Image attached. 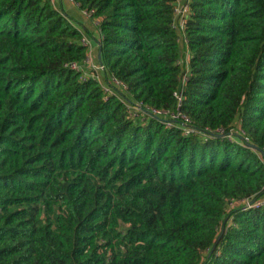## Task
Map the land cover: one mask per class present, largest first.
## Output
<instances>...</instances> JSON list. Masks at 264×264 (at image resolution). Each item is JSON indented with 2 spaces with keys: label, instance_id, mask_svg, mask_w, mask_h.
Instances as JSON below:
<instances>
[{
  "label": "trees",
  "instance_id": "1",
  "mask_svg": "<svg viewBox=\"0 0 264 264\" xmlns=\"http://www.w3.org/2000/svg\"><path fill=\"white\" fill-rule=\"evenodd\" d=\"M74 2L125 90L51 0H0V264H264V0H189L186 50L175 0Z\"/></svg>",
  "mask_w": 264,
  "mask_h": 264
},
{
  "label": "built area",
  "instance_id": "2",
  "mask_svg": "<svg viewBox=\"0 0 264 264\" xmlns=\"http://www.w3.org/2000/svg\"><path fill=\"white\" fill-rule=\"evenodd\" d=\"M52 2H54V0H51ZM71 3H74L76 5V3L74 2V0H69ZM85 15L91 19V14L84 12ZM190 15V6H189V0L186 1L185 3L182 2L181 0H175V17H174V24L173 27L174 29L179 33L180 35V43L181 42H185L184 39V34H185V28H186V23L187 20L189 18ZM98 25V23H97ZM186 43V42H185ZM83 44L85 46H88V48H91V42L90 40L84 36L83 38ZM189 58L188 54H187V59ZM68 67H70L71 69L78 71V72H83V68L80 64H71ZM100 70L103 71V67L101 66L99 68ZM98 79V78H97ZM111 82V84H110ZM109 82V86H104L105 87V91L107 93L110 94H114L117 91H124L125 87L122 86L120 83H118L115 80H110ZM178 97V106L180 107L182 104V97L180 95H176ZM129 112L131 113V115H137V113L139 111L142 110L141 105H129ZM151 115L157 116V117H164L166 119H168V125H172V124H179L180 126H182L185 129V134L186 135H197L199 134L195 129H193L190 125V121L189 119H187L179 110L176 113H163L160 111H153L150 112ZM210 131V130H209ZM211 135L212 134H217V135H225V130L224 129H218L216 131H210ZM209 135V134H208ZM242 135L245 137V133H242ZM207 136V135H205ZM208 137V136H207ZM229 140H234V135L233 132L229 133L226 136ZM245 142L249 143V139L247 137H245ZM246 208L248 209H261L264 208V198L262 199H258V200H245L242 202Z\"/></svg>",
  "mask_w": 264,
  "mask_h": 264
},
{
  "label": "crops",
  "instance_id": "3",
  "mask_svg": "<svg viewBox=\"0 0 264 264\" xmlns=\"http://www.w3.org/2000/svg\"><path fill=\"white\" fill-rule=\"evenodd\" d=\"M182 2H186L188 0H181ZM55 8L58 11H62L65 13L82 31L84 36H86L91 42V48L88 51L89 62L91 59L92 65H94V70L97 72V76L99 81L104 86H109V83L105 77L104 71L100 70V56H99V45L98 40L100 38V32L97 27V23L92 19L88 18L83 11H81L77 5L71 3L69 0H54L53 2ZM76 18L78 19V23L76 22ZM183 50H186V43L181 42ZM189 58L186 57V67L188 68ZM90 63V64H91ZM88 64V65H90Z\"/></svg>",
  "mask_w": 264,
  "mask_h": 264
},
{
  "label": "rangeland",
  "instance_id": "4",
  "mask_svg": "<svg viewBox=\"0 0 264 264\" xmlns=\"http://www.w3.org/2000/svg\"><path fill=\"white\" fill-rule=\"evenodd\" d=\"M76 22L78 23V19L76 18ZM91 63V59H90V62H89V57L88 59L83 63L81 64L82 68H83V72H84V76L85 77H93V78H98L97 76V72L96 70H94V65H92ZM90 64V65H88ZM99 80V79H98Z\"/></svg>",
  "mask_w": 264,
  "mask_h": 264
}]
</instances>
